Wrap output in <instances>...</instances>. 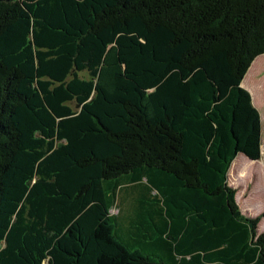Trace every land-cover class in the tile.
Here are the masks:
<instances>
[{"label": "trees", "instance_id": "trees-1", "mask_svg": "<svg viewBox=\"0 0 264 264\" xmlns=\"http://www.w3.org/2000/svg\"><path fill=\"white\" fill-rule=\"evenodd\" d=\"M263 53L264 0H0V264H264Z\"/></svg>", "mask_w": 264, "mask_h": 264}, {"label": "rangeland", "instance_id": "rangeland-1", "mask_svg": "<svg viewBox=\"0 0 264 264\" xmlns=\"http://www.w3.org/2000/svg\"><path fill=\"white\" fill-rule=\"evenodd\" d=\"M247 82L249 88H251L254 95L258 96L260 103L264 106V78L261 81L249 78ZM241 86L248 93L250 92L249 95L252 94L249 88L246 89L244 85ZM254 107L256 108V106ZM260 112L263 115V127L259 158L248 160L242 154H238L231 162L228 172L229 181L237 190L235 199L240 210L247 211L250 215L264 213V111L258 113L260 114ZM130 193V188H123L117 197L115 207L110 209L111 213H116L118 209H122V213L118 217V226L119 232L124 235H127L129 230L126 222L130 214L129 208L133 202ZM257 227L260 232L264 230V215L259 220Z\"/></svg>", "mask_w": 264, "mask_h": 264}, {"label": "crops", "instance_id": "crops-1", "mask_svg": "<svg viewBox=\"0 0 264 264\" xmlns=\"http://www.w3.org/2000/svg\"><path fill=\"white\" fill-rule=\"evenodd\" d=\"M253 64H255V71L253 73V78L255 80H259V81H261L264 78V53H263V54H260V55L256 56L252 60V62L250 63L249 67L247 68L242 80L240 81V85H242V81L245 79V77L248 74V72H250V69L253 66ZM246 89H248V88H246ZM250 97H251L250 99H251L252 105L256 106V108L258 109V112L259 111H264V106L262 105V103H260L259 105L254 104L253 101H252L253 100L252 99V94H250ZM259 119H260V142H261V134H262V127H263V121H262L263 120V115L261 114V112L259 114ZM228 176H229V173H228Z\"/></svg>", "mask_w": 264, "mask_h": 264}]
</instances>
